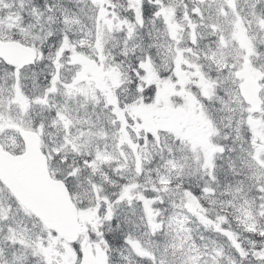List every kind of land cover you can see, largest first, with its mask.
I'll use <instances>...</instances> for the list:
<instances>
[{"label": "snow or ice", "instance_id": "6c2138e0", "mask_svg": "<svg viewBox=\"0 0 264 264\" xmlns=\"http://www.w3.org/2000/svg\"><path fill=\"white\" fill-rule=\"evenodd\" d=\"M0 264H264V0H0Z\"/></svg>", "mask_w": 264, "mask_h": 264}]
</instances>
